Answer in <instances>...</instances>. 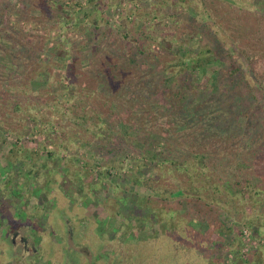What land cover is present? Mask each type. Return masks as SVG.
<instances>
[{
  "label": "rangeland",
  "instance_id": "374dc122",
  "mask_svg": "<svg viewBox=\"0 0 264 264\" xmlns=\"http://www.w3.org/2000/svg\"><path fill=\"white\" fill-rule=\"evenodd\" d=\"M209 1L186 0L188 3L183 5L173 0H0V9H4L0 22V81L12 76L20 91L30 87L21 99L22 110L13 114V123L10 106L15 91L2 87L9 95L0 96V198L4 195L9 202H0V264H169V241L162 237L163 220L151 219L148 209L137 205L141 198L155 196L143 186L132 188L127 175L139 162V155L126 149L120 169L109 167V177L100 186L89 176L101 170L98 162L102 161L90 157L92 145H109L115 136L125 135L128 143L141 149L136 134L142 121L140 126L156 130L151 133L155 141L163 140L160 128L166 119L153 113L160 98L159 92L153 93L156 81L146 69L134 73L131 81L122 74L121 80L111 81L112 88L120 91L119 96L109 107L95 108L99 102L104 103L103 91L112 95L106 91L111 61L129 49L142 48L147 36L155 37L161 62L171 56L166 49L168 38H173V47L191 44L196 51L199 41L192 38V33L205 30L198 39L210 44L207 24L212 31L209 37H221L235 54L264 107V94L257 91V87L264 89V0H236L233 4L218 1L215 5ZM95 6L96 18H84V13ZM238 7L243 8L240 14ZM88 20H96L99 30H90ZM4 27L16 28L13 38L18 49L13 50L14 56L2 51L14 44L2 32ZM20 41L36 51L22 55ZM217 68H222V63L210 65L205 72L210 74ZM47 75L52 87L44 81ZM141 82L143 86H139ZM121 83L126 87L120 88ZM74 93L77 97H72ZM67 99L69 103H65ZM118 103L120 108L115 110ZM222 106L218 110L225 108ZM144 111L148 114L136 119V114ZM115 113L120 116L117 126L103 133L106 124L115 120ZM95 154L109 156L99 151ZM86 161L96 164L87 177L82 176L81 169ZM112 163L116 165L114 159ZM29 170L38 176L31 172L28 178ZM15 174L20 175L18 180L5 182ZM254 203L264 215V202L256 199ZM147 205L156 213V202ZM239 207L241 211L243 207L251 210L250 203ZM133 215L144 218L136 222L138 229L128 224ZM237 215L221 211L220 219L227 227L233 226ZM236 227L222 236L223 245L233 242ZM241 230L243 252L264 243V225L259 237L252 235L248 225ZM142 236L147 239L142 241ZM154 236L160 237V243L158 239L154 243ZM231 254L227 253L228 258Z\"/></svg>",
  "mask_w": 264,
  "mask_h": 264
},
{
  "label": "trees",
  "instance_id": "16d2710c",
  "mask_svg": "<svg viewBox=\"0 0 264 264\" xmlns=\"http://www.w3.org/2000/svg\"><path fill=\"white\" fill-rule=\"evenodd\" d=\"M185 1L173 0L175 4L183 5L188 3ZM218 1L236 3V0H210L208 3L215 5ZM80 5L81 2L78 6ZM95 8L88 9L84 13V18L89 16L96 18L95 12L98 7ZM237 10L240 14L243 8L238 7ZM255 10L260 11V9ZM3 12L4 9H0V22L3 21ZM88 23L90 30L93 27L99 30L96 20L92 22L88 20ZM15 29L7 30L6 27L2 29L4 35L14 43L9 48H3L2 51L13 56V50L18 49L13 38ZM205 29L208 30L207 38L210 44L203 42L201 38L198 39L200 35H204L205 30L201 33L196 31L192 33V38H197L199 41V49L196 51L191 44L188 47L181 44L173 47L175 45L173 38H168L166 49L171 56L165 62L159 60L160 54L155 49V37L147 36V42H142V48L129 49L109 63L111 70L106 80L108 82L106 91L111 92L112 95L103 91L104 103L99 102L95 110L100 105L103 109L109 107L112 100L119 96L120 91L113 89L111 84L121 80L122 74L125 75V80L131 81L130 78L132 79L134 73L146 69L147 75L156 81L154 85L157 90L154 89L153 93L159 92L160 95L159 105L153 108V113L166 119L165 125L160 128L164 138L155 141L151 133L156 130H153L154 127L140 126L142 121L137 125L139 131L136 134L138 142L142 145L141 149L135 148L131 141L129 144L125 135L115 136L109 145L102 144L100 147L92 145L90 157L95 160L102 158V161L98 162L101 170L98 169L97 173H93L92 168L96 164L86 161L81 166L82 172L85 173H82V176L87 177L93 173L89 175L90 180L98 181L100 186L101 182L109 177V167L120 169L122 153L130 148L132 153L139 155L137 159L139 162H136L135 168L133 167L127 174L133 185L132 188L143 186L155 196L154 199L141 198V202H137V205L142 210L148 209L151 219L158 217L157 220H163L162 237H166L169 241L166 252L169 264H264V243L255 249L243 252V244L239 237L242 234V226L245 225L251 227L253 236L259 237L260 227L264 225V215L258 212L259 207L254 203L256 199L264 202V107L255 94L256 88L237 62L235 54L229 50L228 44L221 37L213 35L214 37L210 38L212 31L208 24ZM142 32L145 33L143 30ZM19 46L24 49L23 52L21 50L24 56L36 51L35 48L21 41ZM99 50L100 46L95 48L94 54L97 55ZM181 50H184V54H180ZM226 59L228 62H225ZM219 62L222 63V68L213 69L210 74L205 72L210 65ZM49 80L51 77L44 76L48 87H52ZM16 82L17 80L12 76L0 81V96L9 95V92L2 87L15 91L10 106L12 123L15 120L14 112L17 114L22 110L20 106L22 97L30 90L27 85L20 91ZM119 85L122 89L126 87L122 83ZM143 85L144 82L139 83V86ZM257 91L264 94V89L261 91V88L257 87ZM97 96L99 97V94ZM35 97L38 98L37 95ZM72 97H77V94L74 93ZM54 99L50 100L54 101ZM4 100L7 101L6 98ZM141 100L144 102L147 98ZM139 102L138 108L141 107ZM65 103H69L68 99ZM221 103H225V106ZM119 105L118 103L115 110L120 108ZM221 106L225 108L218 110ZM225 111L226 114L223 115ZM146 114L147 111L136 114V119L145 117ZM97 115L98 119L102 120L100 114ZM241 117H243L242 122ZM114 118V121L108 122L103 128V133L117 126L119 114L115 113ZM54 136L59 137L55 134ZM97 151L109 156L95 157ZM112 159L116 165L109 164ZM31 172L34 173L32 176H38L37 172L29 170L28 178L31 177ZM19 174L8 177L5 182L11 179L18 180ZM4 198L3 195L0 202L9 205ZM152 201L157 203L156 213L148 208L147 202ZM163 203L166 206H162ZM249 203L250 212L244 207L242 211L240 210V205ZM221 211L231 216L234 212L238 213L237 220L233 224L237 226V233L233 234V242H229L227 246L223 245L222 236L232 233L233 226L227 227L222 222ZM140 220L144 218L133 215L128 219L130 221L128 224L131 228L138 229L136 222ZM146 236H142V241L148 238ZM153 238L154 243L157 242L156 239L160 243V237ZM159 249L161 250L162 246ZM227 253H232V257L228 258ZM162 254L164 252L159 255ZM153 257L159 256L153 255Z\"/></svg>",
  "mask_w": 264,
  "mask_h": 264
}]
</instances>
